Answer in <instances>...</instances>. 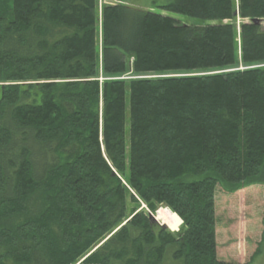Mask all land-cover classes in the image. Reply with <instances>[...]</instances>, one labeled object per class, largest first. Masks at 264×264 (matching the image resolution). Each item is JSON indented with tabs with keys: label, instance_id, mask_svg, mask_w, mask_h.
Here are the masks:
<instances>
[{
	"label": "trees",
	"instance_id": "obj_1",
	"mask_svg": "<svg viewBox=\"0 0 264 264\" xmlns=\"http://www.w3.org/2000/svg\"><path fill=\"white\" fill-rule=\"evenodd\" d=\"M155 8L203 24L0 0V264H228L216 188L264 185V0Z\"/></svg>",
	"mask_w": 264,
	"mask_h": 264
},
{
	"label": "rangeland",
	"instance_id": "obj_2",
	"mask_svg": "<svg viewBox=\"0 0 264 264\" xmlns=\"http://www.w3.org/2000/svg\"><path fill=\"white\" fill-rule=\"evenodd\" d=\"M171 1L97 0V4L98 8L101 9L106 5L121 3L171 17L183 25L199 26L203 24L199 20L164 12L160 8H155ZM261 25L264 30V20ZM243 68L241 66L238 70H242ZM126 117L128 124V111ZM159 209L169 210L163 207H158ZM214 210L217 260L228 264H264V185H253L238 190L233 194H227L221 187H217ZM157 211L153 215L157 221L156 223L164 225L161 221L157 220ZM180 224L178 223L173 228L168 229L175 233L179 229Z\"/></svg>",
	"mask_w": 264,
	"mask_h": 264
},
{
	"label": "bare ground",
	"instance_id": "obj_3",
	"mask_svg": "<svg viewBox=\"0 0 264 264\" xmlns=\"http://www.w3.org/2000/svg\"><path fill=\"white\" fill-rule=\"evenodd\" d=\"M101 11V10H100ZM157 220L161 221L168 228H173L176 224L181 223L177 215L172 214L169 210L159 209L157 211Z\"/></svg>",
	"mask_w": 264,
	"mask_h": 264
},
{
	"label": "water",
	"instance_id": "obj_4",
	"mask_svg": "<svg viewBox=\"0 0 264 264\" xmlns=\"http://www.w3.org/2000/svg\"><path fill=\"white\" fill-rule=\"evenodd\" d=\"M151 218H152L154 221H156L155 218H154L153 216H151Z\"/></svg>",
	"mask_w": 264,
	"mask_h": 264
}]
</instances>
